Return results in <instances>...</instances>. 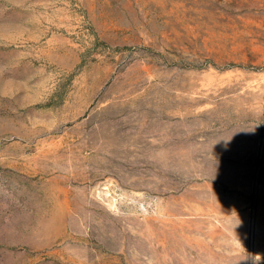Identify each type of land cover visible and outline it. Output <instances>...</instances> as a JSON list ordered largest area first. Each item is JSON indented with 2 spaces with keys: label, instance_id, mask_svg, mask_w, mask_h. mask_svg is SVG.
Segmentation results:
<instances>
[{
  "label": "rangeland",
  "instance_id": "obj_1",
  "mask_svg": "<svg viewBox=\"0 0 264 264\" xmlns=\"http://www.w3.org/2000/svg\"><path fill=\"white\" fill-rule=\"evenodd\" d=\"M0 264H264V0H0Z\"/></svg>",
  "mask_w": 264,
  "mask_h": 264
}]
</instances>
